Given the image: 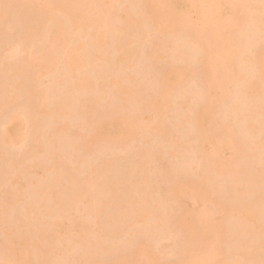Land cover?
Segmentation results:
<instances>
[{"label": "bare ground", "instance_id": "1", "mask_svg": "<svg viewBox=\"0 0 264 264\" xmlns=\"http://www.w3.org/2000/svg\"><path fill=\"white\" fill-rule=\"evenodd\" d=\"M239 1H241V4L238 5L237 2ZM122 2L123 0H0V45L3 43L5 36L2 18L3 20L8 19V23H5L6 28L16 29L15 26L19 28L17 19L21 16L16 15L15 17L14 10L20 6L25 8V18L29 21L24 28L22 39L14 45L8 44L6 57L1 63L2 67L0 66V120L2 121V125H0V185L6 183L9 186V190H6L7 193L4 194L5 196L3 195L1 196L3 198H0V233L5 238L4 242L0 244V263L36 264L33 259L38 256L35 253L39 255L43 253L45 256H41V259L38 258V260H43L45 263L47 261L48 264L54 262V264H57L59 257L61 259L62 257L66 258V256L61 254L59 256L61 250H57L58 253H52L53 250L58 249L57 247L52 249V246L55 243V246L61 247L60 244L65 239H63L64 236L66 237L65 234L68 233L67 237H69L72 233L73 236L71 237L74 238L72 241L81 251H84L82 256L81 251L78 253L80 255H77L82 264H99L95 261L96 258L101 257V254L103 258L106 257L112 246L118 249L121 248L124 254L128 251V254L124 255L120 250L112 247V250L115 248V251L121 254L116 253L119 255H115L116 260L114 258V262L110 261L111 264H150L153 263L156 256L152 254L155 251H151L154 247L147 242L148 247L146 241L150 240L149 242H152L154 234L157 233V236L158 231H161L163 226L168 233L170 228L167 229V225L170 227L171 225H177L180 232H183L187 237L185 245L182 246L183 248L181 247L182 242L181 245L179 244L182 251L180 253L181 248L177 251L181 255L176 252L180 255L178 264H264V195L263 190H261L264 189V169L263 173L258 172L259 174H255L256 169L260 170L256 164L257 168H253V173L249 168L253 167L252 159H247H254L255 155L259 154L258 152L264 150V135H261V139H259V135L264 134L259 129L263 127L264 123L261 121L257 124L256 121L259 116V118L264 116V105L260 104L261 100L257 101L260 94H263L264 101V50L257 53L251 51L260 40H264V5L261 4L260 0H137L136 4L142 3L144 6L135 7L134 5V8L131 9L128 5L119 10L117 5ZM134 27L138 28L141 38L149 27L167 29H165L167 32H161L163 36L157 40L159 42H156V47L154 44V49L150 46L152 50L147 51L148 47L145 51L147 53L145 54L146 59L148 58L151 61L152 58L164 60L162 47L164 45L171 47L169 51L171 63L162 67V69L159 68V83L157 82L158 78H155L158 88L150 94H147L145 87L138 85L141 80L137 81V84L133 82L135 86H130L132 84V82H129L131 78L130 80L128 78L130 75L125 73V67L129 69L126 64L131 60L132 63L141 64L137 65L139 67L149 63L148 59V62L146 59L143 60L145 56L142 58L141 52L143 49H140V52H135L134 49L130 48L129 31L130 28ZM231 35H234V39H230ZM110 40L111 45H109ZM178 40L179 43L184 40V44H179ZM110 54L115 55L113 61L108 59ZM135 58L146 62L143 64L139 62L140 60L133 61ZM178 61L183 62L184 65L178 66L176 63H181ZM195 61L198 63V68ZM150 65H146L144 71L147 66L150 69ZM193 65L196 69L192 68ZM150 76L148 75L147 78H151ZM190 76L199 77L195 82L201 80L200 83H202V89L206 95L220 90L222 97L221 100L218 99V102L222 107L220 108L221 111H224L222 110L223 107L228 106L227 112L223 113L228 118L225 115L221 116V111L210 109L205 104L204 107L202 104H198V107L195 105L194 100L198 98L200 90L195 88L196 83L194 82L192 84L194 88L190 87V90L196 89L193 91L196 93V95H193L195 97L193 101L194 97H190L192 93H189L190 95L184 93L182 100L181 97H177L179 99L178 103L177 100H174L173 92L174 88L178 86L177 83L180 84L187 77L191 78ZM47 77L56 81L57 85L60 82L59 86L61 85V87L57 88L55 84L56 86H53L55 88L52 92H42L43 79ZM219 78L231 84L234 91L233 88L231 89L232 92L227 91ZM143 86L145 85L143 84ZM198 88L201 89V85ZM23 89L32 92L30 102L29 100L27 103L23 102ZM49 89L51 90V88ZM224 89H226V92ZM50 95H55L54 97L51 96V99L54 100H49ZM185 96L190 98H185ZM249 98L253 100L249 101ZM173 100L175 106H173ZM176 105L183 109H181L182 113L186 110V114H184L188 115L185 120L188 125L194 126L192 129L195 131L194 141L190 142L193 137H190V140L185 138L188 143L184 141V143L181 142V145L192 144L193 147L195 146L196 150L191 147L193 152L189 149V146H187L188 149L185 148L184 150H187V155L191 154L193 156L196 155V151L199 152L196 155L200 154L199 162H196V164L200 165V161H202L206 175L196 177L194 180L190 177L191 181H185L186 179L183 178L185 176H182V179L179 178L180 174L179 179L174 177H172L174 180L169 179L178 165L182 166V170L176 171L181 174V171L186 172L188 166L191 167L190 170L192 166H196L195 160L192 163V159L196 157L190 160V164L188 159L184 160L189 165L181 162L174 167V170L170 169L173 172L171 171L170 174L169 171V178L166 177L168 173L165 176L170 180V183L164 178L165 173L162 174L156 171L168 182L161 181L163 179L159 180L161 186L169 184L167 194H165L166 190H164V194L166 197L169 196L168 198L173 205L165 198L166 202L170 204L167 211L166 202H159L162 200L156 195L160 191H157V188L161 187L159 184V187H157L153 176H151L152 184L147 169L144 168V171L148 172L147 176L143 171L144 175L140 172L139 174L136 173L138 177H134L131 171L128 174L132 176L127 175L128 178H125L127 176H123V174L121 175L124 179L116 177L117 172L114 173V177L111 174L115 171L113 169L118 166L114 167L117 160H111V164L109 163L110 160L109 162L105 161V163L104 161L100 162L99 160L104 156L101 155V158L96 161H98V164L101 163L102 166L108 162L109 166H106H108L109 172H105V166L100 169H104L103 171H98L99 168L96 169L97 162L94 163L93 158L90 157V159L89 155L94 150V144H99L103 148L104 145H128L139 130H142L139 131L141 133V135L138 134L139 137H145L146 131L152 129L157 137L159 136L163 141L164 138L166 141H170L172 137H183L180 127L179 132L182 134L179 133V136L178 130H176L177 134L174 131L171 134L168 130L169 125H165L166 118L168 119L171 115V118H174V114L179 115V113L177 114L178 110L175 111L176 113L172 112L173 107L175 109L179 107ZM98 107L103 109L98 113L100 108L97 114L95 111ZM182 113L181 115L185 118ZM215 117H223L224 121L227 120L226 124L218 125L219 128L216 129L217 125L213 124ZM65 118L67 121L71 118L70 125L72 120L76 122L77 119L87 133L84 135L79 133L77 136L74 135L78 139H71L69 133L72 130L69 129L72 128L73 121L70 127ZM65 121L66 123H64ZM237 121L240 123L238 124ZM50 125L53 129H50ZM74 125H78L77 122ZM183 125L187 128L185 123ZM236 125H241V129L239 128V131H237L238 141L235 139L236 137L230 139L232 135L235 136L233 127ZM47 129L49 131L53 130V132H50V134ZM83 129L82 132H84ZM262 129L264 130V127ZM27 131L29 132L27 133ZM67 131H70L68 133L69 140L64 138L67 137ZM151 131L150 134L147 132V137L149 135L153 136ZM174 134H176V137ZM240 134L243 135L245 141L250 137V142H244L242 138L239 141ZM245 134L246 136H244ZM151 136L149 137L151 138ZM190 136H193L191 132ZM28 138L29 143L27 142ZM60 138L62 139L61 142ZM141 138L143 139V137ZM63 139L69 141L65 140V143H75L76 150L77 141L81 139L85 144H83L84 155L88 156L85 161L89 160V164H87V161L84 162L85 156L83 160L79 161L77 157L74 158L75 161L72 165L67 163L68 157L65 156H68V154L64 156L63 152L68 150L64 151V149L72 148L73 150L74 147L73 144L70 147H67L69 146L67 143L65 145L61 144ZM176 142L174 141L173 145ZM22 143L28 144L26 148H22ZM160 143L162 145V142ZM172 143L170 144L172 145ZM167 144L169 145V142ZM181 145L180 147H185ZM4 147L9 148L8 151L13 153L6 154L3 151V149L5 150ZM15 148L18 150H14ZM145 148L147 147L145 146ZM19 149L21 153L23 152L22 155L17 152ZM122 149L123 151L120 150L122 153L127 152L124 151V148ZM225 149L231 152V156H227L231 159H226L223 156ZM146 150L141 154V150L137 151L139 157L144 159L143 161L140 159L142 163L145 160L148 162L147 160L151 158V154L155 149L151 153ZM163 150L166 149L163 148ZM100 151L97 152L99 155L102 153ZM188 151H191V153ZM156 152L155 156L158 155H156ZM167 153L164 154L162 151L163 155L167 156ZM16 154L20 155L21 159ZM71 155H73L72 151L69 158ZM260 155L262 160L264 152H261ZM120 156L123 158V154H120ZM159 157L156 158L160 161L166 158ZM102 160H105V158ZM245 160L246 163L249 161L252 166H246L249 164H246ZM91 161L95 166L91 165ZM112 162L115 164L112 165ZM146 162V167H150L147 166ZM148 163L153 165L150 160ZM157 163L155 164L157 165ZM137 164L134 165L133 174L134 169L141 167ZM260 164L263 165L264 162ZM20 166L22 167L21 172L19 170ZM128 166L132 167L133 165ZM184 166L185 168H183ZM138 169H136V172ZM23 174L27 175L25 179L21 178ZM157 177L159 178L158 175ZM240 178L246 180L247 185L249 183L248 186L246 185V189L249 186L251 188L238 190L237 182L239 180L243 181ZM219 179H223V181L220 180L221 182L217 183ZM224 179L228 183H225ZM237 179L238 181H236ZM156 182L158 183V181ZM222 182L225 183V185L222 184L225 188L221 185ZM215 184H217V190L221 185L219 191L223 188L226 189L224 197L215 189ZM226 184H229V186ZM226 186L229 189L230 186L231 188L234 186L233 199L231 196L229 199L228 196L226 197V192H229L228 194L232 192L227 191ZM165 187L167 186L165 185ZM161 191L163 192L162 189ZM162 192L161 197L164 198L165 195ZM28 199L32 200L29 201L28 209L34 204L37 208L34 209V205L31 208L33 210L25 211V205H23L22 211L27 214L21 217L23 214L21 209L18 210L21 213L17 214L15 208L17 209V205L21 206L24 202L26 203ZM174 204L177 205L176 208ZM173 207L178 209V212L174 211L177 215L172 211ZM216 207L221 210L220 213L216 212ZM170 211L175 214L173 216L175 217L174 220L169 218ZM223 211L229 212L225 219L220 218ZM185 215L190 216L189 221L186 220ZM47 219L49 222H47ZM172 221L174 224L169 223ZM138 222H143L145 227L143 224L137 226ZM150 222L157 226L154 227L157 228V231H154V228L152 229ZM228 224L232 227H229ZM38 225L40 226L37 227ZM135 225L144 230L140 229L143 234L146 232V237L141 231L136 235L141 234L146 239L144 237L143 239L142 236L141 240L134 237V243L136 239L139 240L135 244H131L133 245L132 249V246L130 248V243H133L131 236L135 235V229L138 230ZM147 225L151 227L149 226L145 230ZM34 226L37 229H43L44 226V230L39 229L42 232L40 233L39 230H34V228L36 229ZM227 227L229 228L227 229ZM109 229L113 230L114 238L111 237L112 234L110 236L111 231ZM149 229L153 230V236H148L147 231ZM129 232H133V234L129 236ZM39 233L41 240L38 241V237V244H36L33 242V238L36 239ZM124 233H127V235H124ZM161 233L163 236L166 232L163 230ZM183 234L182 236H184ZM116 235L122 236L120 239L124 242L121 241V244H119L120 239ZM108 236L114 239L113 241L112 239L109 240L110 246H108L109 244L105 245L109 242L107 241ZM237 236L241 238L240 241H238L240 238H236ZM115 238H118V240H115ZM230 238L233 240L236 238L238 242L234 244ZM227 239L228 243L230 241L232 243H230L231 245L227 244L226 247ZM66 240L62 242V246L65 245ZM102 240L105 242H102ZM114 241L116 244L113 243L112 245L111 242ZM70 243L64 246L65 249H62L64 251H62L63 255L67 252L66 255L71 256L75 254V249L78 250L76 246L72 249L75 245L73 243V247L70 246L73 252L72 250L65 251L71 245ZM127 244L129 245L127 248L133 250L130 254V250L125 248ZM115 251L108 256H113ZM104 253L106 254L104 255ZM47 258L48 260L57 259V261L49 263L50 260L48 262ZM75 258L73 257V259ZM143 258L147 259L146 263H143ZM111 259L109 258V260ZM70 260L72 261V258ZM40 261H37V263ZM43 261L40 264H45ZM61 261L59 263L63 264L64 260L62 263ZM104 261L108 260L104 258ZM65 262L69 264L68 261Z\"/></svg>", "mask_w": 264, "mask_h": 264}, {"label": "rangeland", "instance_id": "2", "mask_svg": "<svg viewBox=\"0 0 264 264\" xmlns=\"http://www.w3.org/2000/svg\"><path fill=\"white\" fill-rule=\"evenodd\" d=\"M136 2H137V0H123V2L122 3H120V4H118L117 6V8L119 9V10H122V9H124L125 8V6H128L129 5V7L131 8V9H133L134 8V5H135V7L136 6H139V5H141V7L142 6H144L142 3L140 4V3H137L136 4ZM260 2H261V4H263L264 5V0H260ZM238 3V5L239 4H241V1H239V2H237ZM142 9V8H141ZM15 17H16V15H18V16H21V17H19V19H17V23H18V21H19V28H17V26H15V28L16 29H13V28H11V29H8V28H6L5 26H6V24L8 23V19L6 18L5 20H3V18H2V21H4V32H5V36H4V38H3V43L0 45V66L2 67V65H1V63H2V61H3V59H5V57H6V48H7V46H8V44L9 43H11V45H14V44H16V43H18L19 42V40H21L22 39V37L24 36V28L28 25V23H29V21L27 20V18H25V15H26V10H25V8H22V7H17L15 10ZM210 15V14H209ZM17 16V17H18ZM24 18V19H23ZM199 19V18H198ZM196 20H197V18H196ZM6 23V24H5ZM16 23V24H17ZM166 28H160V29H157V28H151V27H149L148 29H146V31H145V34L142 36V38H141V36H140V34H139V30H138V28H136V27H134V28H130V31H129V34H130V39H131V42H130V44H131V47L130 48H132V49H134L135 50V52L136 51H141L142 49H143V51L141 52V55H142V58H143V56H145V54H147V53H145V51H146V49H147V51L150 49V50H152V49H154V44H155V47H156V45H157V43L159 42V41H157L158 39H160V37L161 36H163V35H161V32H167L166 30H165ZM117 35H119V34H117ZM5 38H7V39H5ZM141 38V39H140ZM180 39V38H179ZM230 39H234V35H231L230 36ZM8 40V41H7ZM109 41V40H108ZM181 41V40H180ZM157 42V43H156ZM184 42V40H182V42L181 43H183ZM178 43H179V40H178ZM181 43H179V44H181ZM184 44V43H183ZM109 45H111V40H110V42H109ZM152 47V49H151V47ZM141 49V50H140ZM170 49H171V47L169 46V45H164L163 47H162V53L164 54V60H157V59H153L152 58V61L151 60H149L148 58V60H149V63L151 64H149V63H147V64H145V62L147 61L148 62V60L146 59V56L143 58V60L144 59H146V61H142V59L139 61L137 58H135L133 61H136L137 62V60L139 61V62H142L143 64H145V65H142V67L144 66V68H142L141 66L139 67V66H137V65H141V64H139V63H137V64H135V62H131V61H129V63L128 64H126V66H128V68L129 69H127L126 67H125V73L127 74V73H129V75H130V77H128L126 74V76L129 78V80H130V78H131V80L129 81V82H132V84L130 85V86H135L134 85V83L133 82H135V84H137L138 82L137 81H140L141 80V82L138 84L139 86L141 85L142 87H145L144 89L145 90H147L146 92H147V94H150L151 92L153 93L154 92V90L156 89V88H158L157 87V84L159 83V76H158V74H159V72H158V70H160L159 68H161L162 69V67H164V66H167L169 63H171V58H169V51H170ZM232 49H233V47H232ZM235 50V49H234ZM264 50V40H260L252 49H251V51L252 52H255V53H257V52H259V51H263ZM143 53V54H142ZM254 53V54H255ZM141 55L139 56L140 58H141ZM114 58H115V55H109L108 56V59L109 60H111V61H113L114 60ZM151 61V62H150ZM178 62H181V61H178ZM196 63V64H195ZM195 65L197 66V68L199 67L198 66V63L195 61ZM176 64H178V66H182V65H184V63L183 62H181V63H176ZM146 65H150V69H149V66H147V68L149 69H147L146 68V70H147V72H146V70L144 71V69H145V67H146ZM195 65H193V67L192 68H194V69H196L194 66ZM130 66V67H129ZM138 68H140V69H138ZM140 71V72H139ZM143 72V73H142ZM146 72V73H145ZM141 73V74H140ZM150 76V74H151V78H147V76L148 75ZM141 75H142V77H141ZM143 75H145L144 77H145V79L143 78ZM133 77V78H132ZM191 78H186V80L185 81H181L180 82V84H178L177 83V87H175L174 88V92H173V96H174V100L176 101L177 100V103H178V98L177 97H181V100L183 99L182 98V95H188L189 93H192V95L190 96L191 98L192 97H194L193 95H196V93H194L193 91H195L196 89H199L200 90V94H199V91H198V98L196 99V100H194L195 99V97L192 99V101L194 100V102L196 103L195 105L198 107V104H202V106L204 107V104H205V106L206 107H209L210 109H214V110H217V111H221V109L220 108H222L221 106H220V103L218 102L219 100L218 99H220L221 97H222V95H221V92H220V90H216L215 92L213 91V93L212 92H210V94H208V95H206L205 94V91L202 89V87H203V85H202V83H200L201 82V80L200 81H197V82H195L196 80H198V78L199 77H196V78H194V76L192 77V76H190ZM157 79V82L155 81L156 79ZM220 79V78H219ZM135 80V81H134ZM148 80H150V81H148ZM151 80H152V82H151ZM54 80H52V79H50V77L48 78H45V79H43V84H42V89H41V91L42 92H44V91H46V92H48V93H50V92H52V90H53V88H55V87H53V86H56L57 85V82L56 81H54ZM220 81L223 83V85H224V87L227 89V91H229V92H232L231 91V89L233 88L232 87V85L231 84H228V83H226V82H224L223 80H221L220 79ZM137 82V83H136ZM193 82L194 83H196V86H195V88L196 89H194V90H190V87L191 88H194L193 86L194 85H192L193 84ZM151 83H152V85H151ZM157 83V84H156ZM200 83V84H199ZM56 84V85H55ZM59 84H60V82H59ZM59 84L56 86L57 88H60L61 87V85L59 86ZM63 84V83H62ZM143 84L145 85V86H143ZM129 85V84H128ZM201 85V89L200 88H198V86H200ZM189 86V87H188ZM188 87V88H187ZM49 88H51V90L49 89ZM56 88V89H57ZM217 89H219V88H217ZM226 89H224V91L226 92ZM187 90H189V91H187ZM190 91H192V92H190ZM233 91H234V88H233ZM54 92V91H53ZM197 92V91H196ZM185 93V94H184ZM190 95V94H189ZM22 96H23V102L24 103H27V101L29 100V102L31 101V97H32V92L31 91H29V90H25V89H23V92H22ZM51 96L52 95H50L49 96V100H54V99H51ZM55 96V95H54ZM54 96H52V97H54ZM260 97H258V99H257V101H260L261 100V102H260V104H263L264 105V101H263V98H262V96H263V94H260L259 95ZM176 97V98H175ZM189 97V96H188ZM188 97H186L185 96V98H188ZM189 97V98H190ZM173 98V97H172ZM173 100V101H174ZM221 100V99H220ZM251 100H253L252 98H249V101H251ZM175 101L173 102V106H175ZM258 104H259V102H258ZM177 107L179 106V105H176ZM116 107H117V105H116ZM227 107V108H226ZM226 107H223V109L222 110H224V111H221V116L223 115H225V117H227L226 116V114H223L225 111L227 112V109H228V106H226ZM101 108V109H100ZM98 107L97 109H96V113H97V111L100 109V111H98V113L99 112H101L102 111V107ZM174 109H172V112H175V111H177V114L179 113V115H176V114H174V113H172V114H174L175 115V117L172 119L171 118V116H169L168 117V119H170V120H168L167 118H166V123H165V125L167 124V126L169 125V127H168V130L170 131V133L171 134H173V131L177 134V132H176V130H178V134L180 133L179 132V127H180V130H181V132L183 133H180V134H182L183 135V137H181L180 136V134H179V138L178 137H176V134H174L175 135V137L178 139V141L176 142V138H174V137H172V139H175V140H172V139H170V141L171 142H173L172 143V145L170 144L171 142L168 140V141H166V139L164 138V141H163V139L162 138H160L159 136L157 137V135H156V133L155 132H153V130L152 129H149V131L147 130L146 131V135H145V137H147V135L148 134H150L149 132L151 131V132H153V136H151V135H149V136H151V138L148 136L147 138H145L144 136H141V137H143V139L141 138V137H139V135H141V131L142 130H139L138 131V133L133 137V139H132V141L131 142H129L128 143V145L126 144V145H124V146H122V145H120V146H122V147H120L119 145H104V148H103V146L102 147H100L101 145H99V144H94V146H93V151H95L94 153L96 154H94L93 153V151H92V153L89 155V158L90 157H92L93 159H92V161L95 163V162H97L96 163V165H97V167H96V169L97 168H99L98 169V171L103 167V166H105L106 167V169H105V172L106 171H108L109 169H107L108 168V166H109V164H108V162H109V160H110V164H111V160H117L115 163H117V164H115V163H113L112 165H114V167L116 166V165H118V166H116V168H114L113 169V166H112V169L113 170H115V171H113L112 173L113 174H111L112 176H114V173H118V175L116 174L115 176L117 177H121V178H123L124 179V177L123 176H127V175H129L130 173H131V171H132V175L134 176V177H138V176H136L137 174H139L140 172H141V174L142 175H144V172H145V174H146V176H147V173L150 175V177L151 176H153L154 177V181H155V183L157 184V187H159L158 186V184L160 185V187L161 188H157V191L158 190H160V191H158V193L160 194H158V193H156V195H158V197H159V199L160 200H162V201H159V202H166L167 200H165V198L166 199H168L169 200V196L168 197H166V195L165 194H167V189H168V185L169 184H163V186H161L162 184H161V182L159 181V180H161V179H163V180H161V181H170V180H168L166 177H168L169 176V171H170V169H173L174 170V167L175 166H177L179 163H184L185 165L187 164V165H189L190 163H191V159L192 158H194V157H196V158H194V159H192L193 161H192V163L194 162V160H195V165L196 166H192V169L190 170L189 168H191L190 166H188L187 168H186V172H183V171H181L182 172V174L181 173H178L179 171H180V169L182 170V166L181 165H178L177 167H175L176 169L174 170V172H173V174L175 173V175H173L172 174V176L170 175V178L169 179H171L172 177H174V178H178V176H179V174H180V176H179V178H181L182 179V176H185V177H183V178H185L186 180L185 181H191V178L194 180L196 177L198 178V177H204L206 174H205V166H203L202 164V161H200V165H202V166H200V165H197L196 164V162H199V156H200V154L198 155V156H196L197 155V153H199V152H197L196 151V155L194 154V156L193 155H187L186 154V152H187V150H184L185 148L186 149H188L189 147V149H191V147H192V149L195 147H193V145L191 144V145H188V144H186L187 146H189V147H187V146H185L184 144V146L185 147H180V145H181V142L182 143H184V141L186 142V140L187 139H185V138H188V140H190L189 138L190 137H193V138H191V140H190V142H192V141H194V129H192V128H194V126H192L191 124L190 125H188V123L186 122V116L188 115H185L186 113V110L185 111H183V113H182V111H181V109H180V106L178 107V108H176L175 109V107H173ZM180 109V110H179ZM183 110V109H182ZM259 110V109H258ZM182 114H184V116H185V118H183V116L181 115V113ZM97 113V114H98ZM176 113V112H175ZM224 117V118H225ZM260 117V116H259ZM258 117V120L260 119V121H258V120H256L257 121V124H259V123H261V121H263V123H264V116H261L262 118H259ZM223 117H215L214 119H213V124L216 126V129H217V127H218V125H221L222 126V124H226L225 122L227 121H224V119H222ZM228 118V117H227ZM66 119V118H65ZM64 119V120H65ZM69 119V118H68ZM184 119V120H183ZM226 119V118H225ZM262 119V120H261ZM70 120H71V118H70ZM70 120H68L67 121V119H66V121H67V123L69 124V121ZM66 121L64 122V123H66ZM72 121H73V125H74V123H76L77 122V124L78 125H72ZM71 121V125H72V128H70L69 130H72L71 132L70 131H67V137L65 136L64 138H68V135L70 134V138L71 139H76L77 137H74V135H79V133L81 134V133H83L82 135H84L85 133H87L86 131H84V129L82 128V126H81V124H79L78 123V121H77V119H76V122H74V120H72ZM182 121H185V122H183L182 123ZM79 122H80V119H79ZM228 122H229V119H228ZM238 122V121H237ZM2 123V121L0 120V125H2L1 124ZM181 123H182V125H181ZM186 124L187 125V128H185L184 127V125L183 124ZM235 123V122H234ZM240 122H238V124H239ZM262 123V124H263ZM181 126H180V125ZM237 124V125H238ZM70 125V124H69ZM71 125H70V127H71ZM234 125V124H233ZM234 126L233 127V130H234V134H235V136L234 135H232L231 136V140L232 139H234L233 137H236L235 139H237V141H238V134H237V131H239V128L241 127V125L240 126ZM51 126V125H50ZM166 126V127H167ZM189 126H192V127H189ZM214 126V127H215ZM259 127H260V125H258ZM263 127H264V124L262 125ZM261 126V127H262ZM235 127H236V129H235ZM242 127H243V125H242ZM262 127V128H263ZM49 128V127H48ZM190 128H191V130H190ZM219 128V127H218ZM238 128V129H237ZM262 128H259L260 130H262L261 132H264V130L262 129ZM50 129H53L52 128V126H51V128ZM82 129H83V131L84 132H82ZM171 129V130H170ZM241 129V128H240ZM47 131H49V129H47ZM191 132V134H193V136H190V132ZM29 131H27V133H28ZM50 132H53V130H50L48 133H50ZM70 132V133H69ZM73 132H75V133H77V134H74ZM147 132H148V134H147ZM240 132H242V131H240ZM239 132V133H240ZM244 132V131H243ZM69 133V134H68ZM144 134H145V132H143ZM142 133V134H143ZM189 133V135H187ZM260 133V132H259ZM51 134V133H50ZM72 134V135H71ZM139 134V135H138ZM143 134V135H144ZM154 134H155V136H154ZM243 134V133H242ZM173 135V136H174ZM185 135H187V136H185ZM261 135L263 136L264 134H260L259 135V137L257 136V138H259V139H261ZM64 136V135H63ZM138 136V138L136 139V137ZM189 136V137H188ZM239 136H241V134L239 135ZM243 136V135H242ZM240 137L239 138V141H241L240 139L242 138V140L244 141V142H250L249 140V138L250 137H248L247 139H248V141H247V139H246V141L243 139V137ZM244 136H246V134L244 135ZM248 136V135H247ZM73 137V138H72ZM264 137V136H263ZM62 138V137H61ZM60 138V142L62 141V139ZM171 138V137H170ZM184 140H183V139ZM244 138H246V137H244ZM65 139V140H66ZM78 139V138H77ZM135 139V140H134ZM151 139V140H150ZM158 139H160V140H158V142H156ZM29 138L27 139V142L29 143ZM65 140L63 139V142L61 143V144H63V145H65L66 143L69 145V146H67V147H70V145H72L73 144V147L75 146L74 144L75 143H72L73 141H70L72 144H69L68 142V140H69V138H68V140H66V141H68V142H66L65 143ZM134 140V141H133ZM149 140V141H148ZM75 141H77V140H75ZM74 141V142H75ZM174 141L177 143H175V145H173L174 144ZM147 142V143H146ZM154 142V143H153ZM156 142V143H155ZM160 142H162V145H161V143ZM167 142H169V145L167 144ZM180 143V145L178 146V144ZM26 143V142H25ZM25 143H22V148L24 149V147L26 148V145H28V144H26L25 145ZM92 143H94V142H92ZM96 143V142H95ZM151 143H152V145L154 146V148H153V146L151 145ZM164 143H166L165 145H164ZM186 143H188V142H186ZM194 143V142H193ZM83 144H84V142L80 139L79 141H77V150H79L78 152H77V150H76V147H74V149L72 150V148L70 149V148H67L66 146H65V148H67V149H64V151L65 150H70L69 152L68 151H65V152H63L64 153V156L66 155V154H68V156H65L66 158L68 157V161H67V163H71L70 165H72L74 162L73 161H75L74 160V158L76 159V157L78 158L77 160L79 161V160H83V158H84V156H85V158H84V162L86 163V161H87V164H89V160H86L85 161V159L88 157V156H86V155H84V146H83ZM147 144V145H146ZM148 144H150V145H148ZM23 145H25V146H23ZM62 145V146H63ZM85 145V144H84ZM99 145V146H98ZM178 146V147H175V146ZM183 145H181V146H183ZM91 146V147H92ZM117 146V147H116ZM145 146L147 147V148H145ZM162 146V147H161ZM166 146V147H165ZM169 146H170V148H169ZM100 147V148H99ZM129 148V150H127L128 148ZM137 147H138V149H137ZM152 147V148H151ZM162 148V151H163V153L165 154V153H170V154H168L167 153V156L166 155H163L162 154V151H161V148ZM3 148V147H2ZM5 148V147H4ZM18 148H21V147H19L18 146ZM21 148V149H22ZM83 148V149H82ZM109 150H108V149ZM122 148H124V151H127V152H121L120 150H122L123 151V149ZM125 148H126V150H125ZM163 148L164 149H166V150H163ZM167 148H168V150H167ZM137 149V151L138 150H141L140 151V154H141V152H144V150L145 149H147L146 151H149L150 153L151 152H153V150H154V152L151 154V158H153V159H149L150 160V162L152 161V163H153V165L151 164V163H148L149 162V160H147L148 162H146V160L142 163V161L144 160V159H142V157H139L140 155H139V152L137 153V151H136V153L138 154H136L135 153V150ZM144 149V150H143ZM148 149H152V150H148ZM192 149H191V151H192ZM8 150H10L9 148H5V150L3 149V151H5V153L6 154H12L10 151H8ZM14 150H18L17 148H15ZM13 150V151H14ZM76 150V151H75ZM83 150V152H81ZM91 150H92V148H91ZM101 150V151H100ZM194 150H196L195 148H194ZM71 151H72V154L73 155H71V157L69 158V156H70V154H71ZM75 151V152H74ZM98 151H100V152H102V153H100V155L98 154L99 152ZM104 151H106V152H104ZM157 151V152H156ZM191 151H188V152H190L191 153ZM224 151V150H223ZM227 151V152H226ZM17 152H19V153H21V151H20V149H19V151H17ZM68 152V153H67ZM98 152V153H97ZM104 152V153H103ZM120 152V153H119ZM155 152H156V155L157 156H155ZM193 152V151H192ZM261 152H264V150L263 151H260V152H258L259 154L257 155H255V157H254V159L253 158H247L248 160L249 159H252L251 160V163H252V165H253V167H249V166H252L251 165V163L249 162V161H247L248 163H246V160H245V163L246 164H249V165H246V166H248L249 168H251V170L253 171V173H254V170H253V168L254 169H256L257 167H256V164H257V166L259 167V169L261 170V172H260V170H255V174H259V173H263V169H264V167H262V166H264V164L263 165H261L260 163L262 162H264V161H262L263 159H264V155H262L263 156V159L261 160ZM78 153V154H77ZM80 153V154H79ZM134 153H135V155H134ZM195 153V152H194ZM23 154V152L21 153V155ZM75 154H76V156H75ZM120 154L122 155L123 154V158H122V156H120ZM160 154H162V155H160ZM172 154V155H171ZM193 154V153H192ZM225 154V155H224ZM231 154V152L229 151V150H227V149H225V151L223 152V156L226 158V159H231V158H227V156H229ZM263 154V153H262ZM81 155H83L82 156V158H81ZM98 155V156H97ZM103 156L104 158H105V160H102V159H104L103 157H102V159H100L101 157L100 156ZM16 156H19V158L21 159V156L20 155H18V154H16ZM153 156V157H152ZM161 157V158H163V157H166V158H163L164 160H162L161 159V161H160V159H157L158 157ZM190 156H192L191 158H190ZM231 156V155H230ZM258 156V157H257ZM99 157V158H98ZM122 159H121V158ZM136 157H138V158H136ZM157 157V158H156ZM159 157V158H160ZM198 157V158H197ZM256 157H257V161L255 160L256 159ZM260 158V165H261V168H260V166H259V164H258V159ZM73 159V160H72ZM91 159V158H90ZM98 159H100L99 161L100 162H103L104 161V163H105V161H108L106 164H104L103 166L101 165V163H99L98 164V161H96V160H98ZM107 159V160H106ZM140 159H142V161H140ZM157 160V162H158V160H159V162H160V164H158L157 162H155V160ZM186 159H188L189 160V164H188V162H185L186 161ZM70 160H71V162H70ZM138 160V161H137ZM153 160H154V162L155 163H157V165L153 162ZM185 160V161H184ZM197 160V161H196ZM90 162L91 163V165L93 164L94 166H95V164L93 163V162ZM118 161H120V162H118ZM252 161H254V162H252ZM77 162V161H76ZM136 162V164L138 163L141 167H138V168H141V169H138V168H136V169H138L137 170V172H136V169H134V174H133V168L135 167L134 165H136V164H134ZM145 162L147 163V166L149 165L150 167H146V165H145ZM162 162V163H161ZM21 163V162H20ZM85 163H83V164H85ZM132 163V164H131ZM254 163H255V166H254ZM75 164H77V163H75ZM75 164H74V166H75ZM103 164V163H102ZM137 164V166H139ZM106 165H108V166H106ZM128 165H133L132 167H130V166H128ZM144 165H145V167H144ZM183 165V164H182ZM77 166V165H76ZM84 166V165H83ZM93 166V167H94ZM157 166V167H156ZM119 167V168H118ZM153 167V168H152ZM178 167H179V169H178ZM22 167L20 166L19 167V170H20V172L22 171V169H21ZM118 168V169H117ZM144 168H145V170L147 169V173H146V171H144ZM183 168H185V166L183 167ZM111 169V168H110ZM111 169V170H112ZM161 169V170H160ZM168 171H167V170ZM104 170V169H103ZM103 170H100V171H103ZM118 170V171H117ZM130 170V171H129ZM139 170H141V171H139ZM154 170V171H153ZM163 170V171H162ZM167 172H166V171ZM176 170H178V172L176 171ZM188 170V171H187ZM139 171V172H138ZM144 171V172H143ZM156 171H159L160 173H162V174H164L165 173V175H164V178H166V180L163 178V176L160 174H158ZM162 171V172H161ZM170 171V174L172 173ZM109 172V171H108ZM259 172V173H258ZM19 173V172H18ZM17 173V174H18ZM129 173V174H128ZM137 173V174H136ZM167 173H168V175H167ZM177 173H178V175H177ZM185 173V174H184ZM120 174V175H119ZM121 174H123V176L121 175ZM184 174V175H183ZM111 175H109V176H111ZM132 175H129V177L130 176H132ZM157 175L159 176V178L157 177ZM167 175V176H166ZM177 175V176H176ZM22 176V175H21ZM25 176V177H24ZM26 174H23V176L21 177V178H26ZM111 176V177H112ZM114 176V177H115ZM141 176V175H140ZM166 176V177H165ZM114 177H112V178H114ZM191 177V178H190ZM125 178H128V176L127 177H125ZM158 180H157V179ZM174 178H172L173 180H174ZM178 178V179H179ZM187 178H189V179H187ZM171 179V180H172ZM239 179V178H238ZM238 179L236 180V181H238ZM241 179V178H240ZM151 182H152V177H151ZM150 180H149V183H150ZM223 181V179H219L218 181H217V183L219 182V181ZM241 180H243L244 181V179H241ZM156 181H158V183L156 182ZM166 181V182H167ZM220 181V182H221ZM241 182L240 180L237 182L238 183V186H239V189L238 190H243L245 187H247L248 185H249V183H248V185H247V183L244 181V182ZM165 182V183H166ZM167 182V183H168ZM219 182V183H220ZM224 182L225 183H228V181L226 180L225 181V179H224ZM224 182H222L221 183V185L224 183ZM148 183V184H149ZM163 183V182H162ZM170 183V182H169ZM225 183H224V185H225ZM6 184V183H5ZM1 184L0 185V198L2 199L3 197H1V196H3L5 193H7L6 192V190H9L8 188H9V186L6 184ZM152 184H153V182H152ZM155 184V185H156ZM150 185V184H149ZM155 185H154V187H155ZM165 185L167 186V187H165ZM217 184H215V189L217 190V186H216ZM220 185V186H221ZM227 186H229V184H226ZM230 185L232 186V184L230 183ZM242 185H245V186H242ZM247 185V186H246ZM220 186H219V190H220ZM223 186V185H222ZM226 186V187H227ZM231 186H230V189H229V187H227V191H229L230 190V194H228L229 192H226L227 194H226V197L228 196V199L229 198H231L232 197V199L234 198V196H233V194H235L233 191H235V189L233 190V188H234V186L231 188ZM152 187H153V185H152ZM224 187V186H223ZM222 187V188H223ZM240 187H243L242 189L240 188ZM166 188V189H165ZM225 188V187H224ZM221 189V191H219V190H217V191H219L220 192V195L222 194V197H224V195H225V190L226 189ZM249 188H251L250 186L247 188V189H249ZM161 189L163 190V192L161 191ZM232 189V190H231ZM246 189V188H245ZM244 189V190H245ZM246 189V190H247ZM164 190H166L165 192H164ZM222 190H223V192H222ZM254 190V189H253ZM261 190H263L262 192H263V195H264V189L262 188ZM257 191V190H256ZM161 192L163 193V195H165L164 196V198H163V196L161 197ZM243 192V191H242ZM259 192H260V190H259ZM262 192H261V194H262ZM165 193V194H164ZM233 193V194H232ZM5 196V195H4ZM231 196V197H230ZM157 197V198H158ZM226 199V198H225ZM232 199H230V200H232ZM29 201H32V200H27L26 201V203L24 202L23 204H21V206L20 205H17V209L15 208V213H21L20 211H18L19 209H21V211H22V208L24 207L23 205H25V207H24V209H26L25 211H29V210H33V209H31V208H33V206L35 205H31L30 207V209H28L29 207H28V205L30 204V202ZM170 204H172L171 203V201L169 200L168 201ZM20 204V203H19ZM161 204H164V203H161ZM170 204H168L167 202H166V206L168 207L167 208V211H168V209L170 208ZM169 205V206H168ZM173 205V204H172ZM175 205V204H174ZM172 207V206H171ZM175 208L177 207V205H175L174 206ZM174 207L172 208V211L174 212L175 210H176V212H178L177 210L178 209H174ZM37 208V206L35 205V208L34 209H36ZM171 213V211H170V216H169V218H172V220H174L175 219V217H173L175 214L174 213H176V212H174V213ZM216 212L217 213H220L221 212V210L218 208V207H216ZM22 213H23V211H22ZM25 213V212H24ZM23 213V214H24ZM224 213H226V214H224ZM227 213L229 214V212H224L223 211V213L220 215V218H224L225 219V217L227 216ZM21 215V217H24V216H26V214H24V215ZM176 215H177V213H176ZM186 216V220L187 221H189V218H190V216L188 217V215H185ZM187 217H188V219H187ZM155 218V217H154ZM174 218V219H173ZM48 220V219H47ZM46 220V221H47ZM191 220H192V218H191ZM47 222H49V220L47 221ZM44 223H45V219H44ZM139 223V222H138ZM148 223V222H147ZM170 224H174V222L172 221V222H169ZM46 224V223H45ZM141 224H143V222H140L139 224H137V226L138 225H141ZM150 224H152V229L154 228V227H157V226H155V225H153V222L151 223L150 222ZM40 225H38L37 227H39ZM42 226V225H41ZM136 226V225H135ZM136 226V228H138V230L137 229H135V235L133 234V232H134V228L132 229L133 230V232H129V236L130 235H132L131 237V239H132V242L133 243H130L131 242V240H129L128 238H127V240L128 241H130V242H128V243H130V248H131V246H132V249H133V245H131V244H135L136 242H138V240L139 239H136L135 240V243H134V241H133V238L135 237V238H140V240H141V234H139V236L138 235H136L137 233H139V231H141L140 229H142V228H140L139 229V227H137ZM143 226L145 227V225L143 224ZM142 226V227H143ZM150 226V225H149ZM148 225L146 226V229L145 230H147V228L149 227ZM228 226L229 227H232V225H229L228 224ZM34 227H36V226H34ZM37 227H36V229L34 228V230H36V231H38L39 229H37ZM109 227V226H108ZM111 227V226H110ZM109 227V228H110ZM143 227V228H144ZM151 227V226H150ZM168 227L170 228V231H169V229H168ZM229 227H227V229L229 228ZM176 228V229H175ZM107 229V228H106ZM155 230L154 231H157V228H154ZM164 230V232H166L165 233V235H163L162 236V233H161V231H163ZM167 229H168V233H170V234H168L167 233V231L165 230V227L163 226L162 228H161V231H158L159 233H158V235L156 236V234L157 233H155L154 235L157 237V239H156V237L155 236H153L152 234V232H153V230H151V229H149L148 231H147V234L149 233V235L148 236H153L154 238H152V242H149V241H146V243L148 242V243H151L150 244V246H153L152 248L154 249H152L151 251H155L154 253H152V254H154V256H156L155 258V260L153 261V263H150V264H157V263H159V264H163L164 262H165V264H168L169 262V264H171V262H172V264H174V263H176V264H178V262L180 261V253H181V251H182V246L183 245H185V243H186V240H187V237H186V235H184L183 234V232L181 233L180 232V229L179 228H177V225L176 226H174V225H171V227L170 226H168L167 225ZM40 230H44V226H43V229H40ZM40 230L38 231V232H40ZM110 231H111V229H109ZM109 230H108V233H109ZM160 230V229H159ZM230 230V229H229ZM138 231V232H137ZM142 231H144L143 229H142ZM141 231V233L143 234V232ZM178 231H179V233H178ZM113 232V230L111 231V233H109L110 234V236H111V234H112V236L111 237H115V235L113 236V234L114 233H112ZM40 233H42V232H40ZM40 233H39V235L38 236H36V239L35 238H33L34 239V241L33 242H35L36 244H38V241H40L41 240V238L39 237V236H41L40 235ZM107 233V232H106ZM106 233H104V234H106ZM108 233H107V235H108ZM122 233V232H121ZM131 233V234H130ZM146 233V232H145ZM145 233L143 234L145 237H146V235H145ZM181 233V234H180ZM127 235V233H124V235ZM182 234L185 236V238H184V236H182ZM2 234L0 233V244L2 243V242H4V239L5 238H3L2 236H1ZM66 235V237L64 236L63 237V241H61V247H59V246H55V243H54V246H52V249H55V247H57L58 249H55V250H53L52 251V253L54 252V253H56L57 252V250L59 251V250H61V252L59 251V256H66V258L64 257H62L61 259H62V261H63V264L65 263V264H67L65 261H68L69 262V264L72 262V264H82L81 263V260H79V258L77 257V255L79 256L80 254H81V256L84 254V251H81V249L80 248H78L77 247V245L74 243V241H72L73 239H72V237L71 236H73L72 235V233L70 234V236L69 237H67V235H69L68 233L67 234H65ZM121 235V234H120ZM120 235H116V236H118L119 237V239L122 237V236H120ZM122 235H123V233H122ZM110 236H108V240L107 241H109V240H111L112 239V241L114 240L113 238H111ZM144 236H142V238L144 237ZM38 237H39V239H38ZM70 237H71V241H72V244L70 243L71 241H70ZM104 237H106V236H104ZM144 237V238H145ZM2 238H3V241H2ZM125 238V237H124ZM123 238V239H124ZM134 238V239H135ZM143 238V239H144ZM149 238V237H148ZM151 238V237H150ZM237 239H239L240 237L239 236H237L236 237ZM236 238H234V240L232 239V238H230V239H232L233 240V243L235 244L236 242H238V241H240L241 240V238L237 241L236 240ZM37 239H38V241H37ZM69 240L70 242V244L71 245H69L67 248L68 249H66L65 251H69V250H72V249H74L75 248V246H76V248H78V250L77 249H75L74 250V252H75V254L74 255H71V256H67L66 255V253L67 252H65L64 254L65 255H63V250L62 249H65L64 248V246H66L67 244H69L68 243V241L67 240ZM146 239V238H145ZM62 240V239H61ZM66 240V243H65V245H63L62 246V242H64ZM105 240H106V238H105ZM115 240H118V238H115ZM126 240V241H127ZM153 240H155V241H153ZM184 240H185V242H184ZM252 240H254L255 241V239L254 238H252ZM257 240V239H256ZM60 241V240H59ZM124 242L122 239H120V241L118 242L119 244H121L120 242ZM125 241V242H126ZM230 241V240H229ZM253 241V242H254ZM42 242V241H41ZM102 242H105V241H103L102 240ZM181 242H182V245H181ZM40 243V242H39ZM73 243L75 244V245H73ZM113 243L114 244H116L115 243V241L114 242H111V244L113 245ZM117 243V244H118ZM148 243H147V246H148ZM230 243H232L231 241H230ZM230 243H228V239H227V242H226V247L228 246L227 244H229V245H231ZM105 244V243H104ZM109 244V245H108ZM118 244V245H119ZM124 244V243H123ZM126 244V243H125ZM154 244V245H153ZM181 245V247H179L180 245ZM222 244L224 245V243H223V241H222ZM74 247H73V246ZM105 245H108V246H110V241L109 242H107V244H105ZM233 245V244H232ZM70 246H72L73 248L71 249V247ZM127 246H129L128 244L126 245V247H125V245H124V247L125 248H127ZM63 247V248H62ZM69 247H70V249H69ZM112 247H115V246H112ZM112 247H111V249H109L108 250V255L110 254V255H112V253L115 251V248L117 249V250H120V252L121 253H123L122 252V250H121V248H117V247H115L113 250H112ZM120 247V246H119ZM149 247V246H148ZM178 247V248H177ZM125 248H123V250H125ZM129 248V247H128ZM127 248V250H130L129 251V254L133 251L132 249H128ZM181 248V249H180ZM80 249V250H79ZM180 249V253H179V251H177V250H179ZM171 250H172V252H171ZM63 251V252H62ZM77 251V252H76ZM81 251V252H80ZM113 251V252H112ZM72 252H73V250H72ZM80 252V254H78ZM109 252H111V253H109ZM120 252H118V251H115V254H113V256H111L112 257V259H111V257L110 256H106V257H104L106 260H108V261H104V258H103V255L101 254L100 256L101 257H97L96 258V260L95 261H97L99 264H103L104 262H107L106 264H111V262H114V258H115V260H116V257H115V255L116 256H118L119 254H121ZM170 254H169V253ZM179 253V254H177V253ZM58 253V252H57ZM116 253H119L118 255L116 254ZM35 254H37V256L38 257H36V259L34 258L33 260H35V263L36 264H40V263H42L41 261H43V260H38V258H40L41 259V256H45V254H43V253H41L40 255L38 254V253H35ZM61 254V255H60ZM106 253H104V255H105ZM124 254V253H123ZM128 254V251H127V253L125 252V254L124 255H127ZM169 254V255H168ZM43 256V257H44ZM57 256V255H56ZM178 256V257H177ZM73 257L75 258V259H73ZM111 259V260H109V258ZM166 257H167V259H166ZM69 258V259H68ZM72 258V261L70 260ZM78 258V259H77ZM101 258V259H100ZM42 259H44V258H42ZM57 259H58V256H57ZM57 259L56 260H50V262H49V260H48V258L46 259V260H48V262L49 263H52L53 261H57ZM61 259H60V257H59V260L57 261L58 263H59V261H61ZM166 261H165V260ZM177 259V260H176ZM77 260H79V261H77ZM98 260H100V261H98ZM164 260V261H163ZM169 260V261H168ZM179 260V261H178ZM37 261H40V262H38L37 263ZM62 261H61V263H62ZM75 263H74V262ZM103 261V262H102ZM111 261V262H110ZM142 261H143V263H146L147 262V259L146 258H143L142 259ZM146 261V262H145ZM175 261V262H174ZM43 263H45L44 261H43ZM55 263V262H54ZM53 263V264H54ZM57 263V264H58ZM1 264V263H0ZM45 264H48L47 263V261H46V263ZM60 264V263H59Z\"/></svg>", "mask_w": 264, "mask_h": 264}]
</instances>
